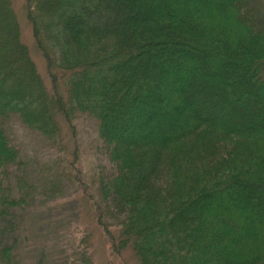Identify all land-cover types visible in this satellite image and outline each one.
Masks as SVG:
<instances>
[{
    "label": "trees",
    "instance_id": "trees-1",
    "mask_svg": "<svg viewBox=\"0 0 264 264\" xmlns=\"http://www.w3.org/2000/svg\"><path fill=\"white\" fill-rule=\"evenodd\" d=\"M15 2L0 0V264L50 257L5 183L20 152L3 122L63 149L76 113L106 148L92 183L110 251L137 264H264V0H22L64 95L44 86ZM69 159L77 179L76 149ZM89 226L48 264H94Z\"/></svg>",
    "mask_w": 264,
    "mask_h": 264
},
{
    "label": "rangeland",
    "instance_id": "rangeland-1",
    "mask_svg": "<svg viewBox=\"0 0 264 264\" xmlns=\"http://www.w3.org/2000/svg\"><path fill=\"white\" fill-rule=\"evenodd\" d=\"M14 5L22 35L27 41L31 58L44 86L50 90H60L64 95L62 84L52 79L53 75L48 72L44 59L32 44L33 37L25 19L22 0H16ZM3 123L4 130L20 152V166L9 169L5 183L15 199L23 197L29 204L24 210L18 211V217L22 221L27 219L26 225L30 221V229L38 224L44 232L41 243L47 257L50 255L48 264L53 255L62 258L67 247L71 244L68 249L73 248L77 238L90 232L89 225L94 226V205H97L98 199L95 198L92 179L100 167L105 165L106 148L98 138L97 122L87 115L76 113L73 116V131L63 125V149L53 147L36 133L24 129L16 117L10 116ZM75 149L77 162L74 168L78 170V175L77 179H72L68 178L70 169L67 165L64 166V161L70 160V154ZM57 174H61L60 177ZM75 181L79 182L75 184ZM86 194L89 196L86 197ZM95 228L94 226L91 231L94 241L90 243V256L93 257L94 264H137L128 249L120 253L110 251L108 246L102 244L106 240L104 234ZM22 234L27 236L25 230ZM95 241L100 244L98 249Z\"/></svg>",
    "mask_w": 264,
    "mask_h": 264
}]
</instances>
